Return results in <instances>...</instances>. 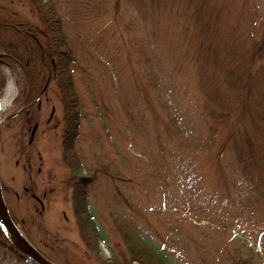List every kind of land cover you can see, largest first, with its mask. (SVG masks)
<instances>
[{
    "label": "rangeland",
    "instance_id": "1",
    "mask_svg": "<svg viewBox=\"0 0 264 264\" xmlns=\"http://www.w3.org/2000/svg\"><path fill=\"white\" fill-rule=\"evenodd\" d=\"M54 1L77 58L83 113L77 148L81 175L93 177L87 193L104 238L93 245L98 254L127 263L132 237L141 249L148 242L161 248L172 264H264V208L255 202L252 173L246 179L244 166H233L230 143L217 157L226 134L211 114L237 102L238 91L226 81L228 59L233 64L242 44L264 38V0ZM0 5L37 24L30 0ZM2 73V107L10 88L0 123L6 201L37 247L57 263L97 264L65 185L57 83L34 107L39 123L30 144L35 121L13 117L19 83L7 67ZM262 90L264 83L256 81L249 106L261 102ZM8 116L14 119L4 121ZM248 133L259 155L260 137ZM30 158L45 173L37 174ZM0 264L38 263L0 247Z\"/></svg>",
    "mask_w": 264,
    "mask_h": 264
},
{
    "label": "trees",
    "instance_id": "2",
    "mask_svg": "<svg viewBox=\"0 0 264 264\" xmlns=\"http://www.w3.org/2000/svg\"><path fill=\"white\" fill-rule=\"evenodd\" d=\"M31 2L38 12L37 24L21 19L14 11H8L0 6V57L11 68L20 83L21 88L14 102V110L19 111L17 116L23 121H27L30 117V112L46 93L50 83L54 80L57 83L64 119L62 160L71 172L68 185H72L73 188L74 214L79 233L90 248V254L92 253L97 264H172L161 248L141 240L147 244V247L141 249L138 247L140 244L131 237H129L131 252L129 258H126L127 263L104 260L98 254V249L93 247L94 244L98 246L100 237L104 238L101 236L100 226L91 212L88 201L87 186L91 184L93 177L78 176L83 166L82 157L77 148L83 113L74 77L76 53L65 32L62 16L55 1L31 0ZM257 42L252 41L250 45L244 43L235 50L236 54L239 51L240 54L237 55L238 59H235L233 64L228 59L226 81L233 90L238 91L236 104L231 108L222 106L218 112L213 111L211 114L213 119L223 123L224 134H226L224 142L217 151V157L222 156L224 148L230 143L233 154L231 157H234L233 166H244L246 179L248 174L252 173L248 181L252 184L255 202L264 208V97L257 106H249L251 105L249 92L255 82L264 83V38L260 40V43ZM4 81L0 74L1 86ZM261 93H264V90ZM234 111L239 113L231 121L228 116ZM9 119L12 118L8 117L7 120ZM244 122H248L250 128H242ZM210 129H214V126L211 125ZM250 131L254 133L256 139L260 137L259 155V150L254 149L248 133ZM244 145L248 146L247 150ZM259 161L262 162L261 166ZM219 167L220 162L217 168L221 173ZM14 220L17 223L15 218ZM22 231L33 242L31 235L23 227ZM0 247L8 248L20 261L27 258L12 244L1 226ZM95 250L97 252L93 254ZM235 264L247 263L238 261Z\"/></svg>",
    "mask_w": 264,
    "mask_h": 264
},
{
    "label": "water",
    "instance_id": "3",
    "mask_svg": "<svg viewBox=\"0 0 264 264\" xmlns=\"http://www.w3.org/2000/svg\"><path fill=\"white\" fill-rule=\"evenodd\" d=\"M1 99V91H0ZM0 223L6 230L8 236L13 243L29 258L37 262L38 264H56L46 259L21 233L18 226L13 221L6 202L3 197L1 181H0Z\"/></svg>",
    "mask_w": 264,
    "mask_h": 264
},
{
    "label": "bare ground",
    "instance_id": "4",
    "mask_svg": "<svg viewBox=\"0 0 264 264\" xmlns=\"http://www.w3.org/2000/svg\"><path fill=\"white\" fill-rule=\"evenodd\" d=\"M9 95H10V88H8V92L6 94V96L3 99V108L5 109L6 106L10 103V99H9Z\"/></svg>",
    "mask_w": 264,
    "mask_h": 264
}]
</instances>
